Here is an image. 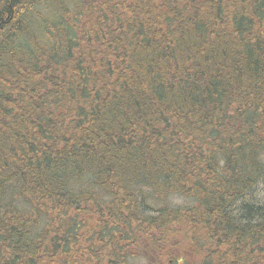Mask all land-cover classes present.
<instances>
[{"label":"trees","instance_id":"obj_1","mask_svg":"<svg viewBox=\"0 0 264 264\" xmlns=\"http://www.w3.org/2000/svg\"><path fill=\"white\" fill-rule=\"evenodd\" d=\"M140 258L264 264V0H0V264Z\"/></svg>","mask_w":264,"mask_h":264},{"label":"rangeland","instance_id":"obj_2","mask_svg":"<svg viewBox=\"0 0 264 264\" xmlns=\"http://www.w3.org/2000/svg\"><path fill=\"white\" fill-rule=\"evenodd\" d=\"M171 200H172V201H180L179 198H172ZM181 200H182V199H181ZM144 261H145L144 258H140L137 262H140V264H142Z\"/></svg>","mask_w":264,"mask_h":264}]
</instances>
